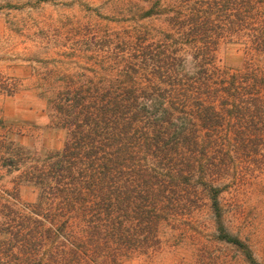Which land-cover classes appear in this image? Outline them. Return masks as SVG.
I'll use <instances>...</instances> for the list:
<instances>
[{
	"label": "trees",
	"instance_id": "obj_1",
	"mask_svg": "<svg viewBox=\"0 0 264 264\" xmlns=\"http://www.w3.org/2000/svg\"><path fill=\"white\" fill-rule=\"evenodd\" d=\"M162 1L150 0L143 14H165L159 42L146 45L139 32L111 56L99 79L68 76L42 86L51 127L65 140L20 174L13 202L0 206V264H79L81 256L115 262L157 244L160 224L182 213L199 181L209 185L205 177L226 167L223 157L216 166L208 150L223 122L214 105L216 84L227 97L224 114L244 121L261 115L251 96L264 79L245 74L240 88L234 75L210 82L220 40L231 44L247 30L254 49L264 51V26L250 6L264 0H169L163 9ZM23 188L36 194L34 203L20 202ZM209 190L216 212V189ZM47 245L52 249L43 262L39 250Z\"/></svg>",
	"mask_w": 264,
	"mask_h": 264
},
{
	"label": "rangeland",
	"instance_id": "obj_2",
	"mask_svg": "<svg viewBox=\"0 0 264 264\" xmlns=\"http://www.w3.org/2000/svg\"><path fill=\"white\" fill-rule=\"evenodd\" d=\"M160 4L163 9L170 2ZM151 5L150 0H0V206L13 202L14 185L33 161L63 146L65 133L51 127L42 86L62 84L68 76L99 79L102 68L111 67V56L139 32L146 45L159 42L165 14L145 17ZM250 6L264 26V2ZM247 34L240 30L231 44L220 40L218 71H212L216 81L210 83L231 75L236 87L245 74L264 79V51L254 49ZM216 91V114L223 122L208 150L209 156L216 154V166L223 157L226 167L221 164L211 180L205 177L209 185L199 181L182 213L160 224L157 244L115 262L81 256L79 264H264V85L251 96L259 100L261 115L252 120L248 114L247 121L224 114L226 94L217 84ZM209 187L216 189V212ZM19 200L32 204L36 194L21 190ZM51 249H40L38 259L45 262L44 252Z\"/></svg>",
	"mask_w": 264,
	"mask_h": 264
},
{
	"label": "crops",
	"instance_id": "obj_3",
	"mask_svg": "<svg viewBox=\"0 0 264 264\" xmlns=\"http://www.w3.org/2000/svg\"><path fill=\"white\" fill-rule=\"evenodd\" d=\"M22 190H30V191H33L31 188H23Z\"/></svg>",
	"mask_w": 264,
	"mask_h": 264
}]
</instances>
